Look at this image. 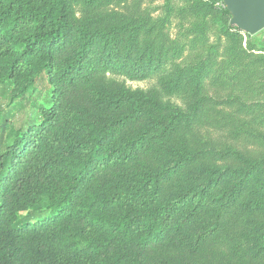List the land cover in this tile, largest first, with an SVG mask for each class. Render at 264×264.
I'll return each instance as SVG.
<instances>
[{
	"label": "trees",
	"instance_id": "obj_1",
	"mask_svg": "<svg viewBox=\"0 0 264 264\" xmlns=\"http://www.w3.org/2000/svg\"><path fill=\"white\" fill-rule=\"evenodd\" d=\"M157 1L0 0V264H264V33Z\"/></svg>",
	"mask_w": 264,
	"mask_h": 264
},
{
	"label": "water",
	"instance_id": "obj_2",
	"mask_svg": "<svg viewBox=\"0 0 264 264\" xmlns=\"http://www.w3.org/2000/svg\"><path fill=\"white\" fill-rule=\"evenodd\" d=\"M230 15L229 25L255 35L264 29V0H219Z\"/></svg>",
	"mask_w": 264,
	"mask_h": 264
},
{
	"label": "rangeland",
	"instance_id": "obj_3",
	"mask_svg": "<svg viewBox=\"0 0 264 264\" xmlns=\"http://www.w3.org/2000/svg\"><path fill=\"white\" fill-rule=\"evenodd\" d=\"M162 3H163V0H159L155 4H153V6H156V5L159 6V5H162ZM157 13H161V11L159 10ZM177 31H178V28L176 27V24L174 22L172 27H170V32L173 36H175V35H177ZM262 33H264V30H262L261 32L255 34V35H251V38L257 40ZM126 83L133 88H135V87L146 88L149 86V84L151 82H149V81H128L127 80Z\"/></svg>",
	"mask_w": 264,
	"mask_h": 264
}]
</instances>
